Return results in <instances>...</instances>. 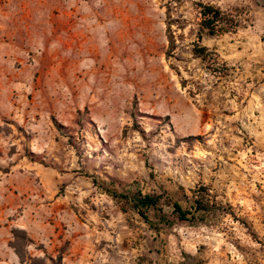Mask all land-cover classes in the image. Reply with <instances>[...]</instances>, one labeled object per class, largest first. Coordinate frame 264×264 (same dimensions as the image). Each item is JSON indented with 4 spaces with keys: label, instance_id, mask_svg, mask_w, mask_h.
Listing matches in <instances>:
<instances>
[{
    "label": "rangeland",
    "instance_id": "1",
    "mask_svg": "<svg viewBox=\"0 0 264 264\" xmlns=\"http://www.w3.org/2000/svg\"><path fill=\"white\" fill-rule=\"evenodd\" d=\"M198 3L264 46V0H0V264H22L14 228L35 237L16 241L24 264H126L125 246L138 264L147 225L111 194L137 189L215 204L159 225L165 258L196 243L211 264H264L262 119L239 111L236 66L195 55ZM95 243L103 258L74 254Z\"/></svg>",
    "mask_w": 264,
    "mask_h": 264
},
{
    "label": "crops",
    "instance_id": "2",
    "mask_svg": "<svg viewBox=\"0 0 264 264\" xmlns=\"http://www.w3.org/2000/svg\"><path fill=\"white\" fill-rule=\"evenodd\" d=\"M254 34L255 32L252 31H239L237 33H223L213 36L205 35L201 44L206 48V52H217L224 58L227 65L236 66L235 70L240 75V79L249 86L247 97L245 96L242 99L243 103L247 101V105L243 106L245 107L243 109L240 108L239 111H250L257 119H262V124L260 123L259 125L258 123V126L264 128V46L262 43L261 45H253L251 42H245L246 38H251L255 36ZM177 194L174 197L175 200H177ZM149 217L153 221L154 226L157 225L158 220L154 217V211H150ZM145 224L147 225L149 237L143 239L137 248L138 257H140L138 264H211L213 262V260L203 258L201 246L196 243H189L188 247L183 246L181 253L176 259L172 255L169 256V254L165 258L164 254L165 252L169 253V250L165 251L163 247L168 248V245L163 246L157 230L146 222ZM27 230L29 232V229ZM29 237L32 240L35 239L31 234H29ZM105 246V248L109 247V245ZM73 247L74 254L80 255V261L83 259L81 256H87L88 254H90V257H95V260L99 257L103 258L107 251L105 248L100 250L97 247V243L90 245L89 252L81 247L78 251H75L77 244H74ZM71 251L69 250V252ZM119 252L122 258L125 257L127 260L126 264H130V247L125 246V249L121 247ZM14 256L16 259L13 260L20 262L19 257L16 254Z\"/></svg>",
    "mask_w": 264,
    "mask_h": 264
},
{
    "label": "trees",
    "instance_id": "3",
    "mask_svg": "<svg viewBox=\"0 0 264 264\" xmlns=\"http://www.w3.org/2000/svg\"><path fill=\"white\" fill-rule=\"evenodd\" d=\"M197 5L199 6L201 15V21L199 24V41H202L205 35L213 36L228 30L223 23L222 13L219 9L211 4L198 3ZM171 50L172 49L170 48L167 52V58L170 57ZM194 53L196 56L202 57L203 59L207 55L206 48L204 47L195 46ZM182 85L184 88L186 87L184 81H182ZM132 187L133 186H128V188ZM111 194L114 197L122 199L124 204L130 206L134 213L142 218L147 224L153 226L157 231L159 230V225L171 227L177 223L205 221L207 215L215 211V204L213 203L209 205L206 203L205 197H198L194 199L190 207H183L181 203L175 201L174 198L169 197L165 193L147 194L137 189L133 193H118V196L115 193ZM166 207L170 209L169 212L166 211ZM150 211H154V217L158 220L157 225L155 226L149 217ZM234 219L236 218L234 217ZM12 234L15 242L11 247L15 250L20 262L24 264L27 262L26 253L16 241L23 242L25 246L34 244V241L28 236L27 232L22 229L14 228ZM62 261L63 257H58V264H62Z\"/></svg>",
    "mask_w": 264,
    "mask_h": 264
},
{
    "label": "bare ground",
    "instance_id": "4",
    "mask_svg": "<svg viewBox=\"0 0 264 264\" xmlns=\"http://www.w3.org/2000/svg\"><path fill=\"white\" fill-rule=\"evenodd\" d=\"M89 22V21H88ZM91 24V23H90ZM86 25V24H85ZM90 38L85 39L86 43H96L97 42V34H89ZM87 45V44H86ZM85 46V45H84ZM88 54V53H87Z\"/></svg>",
    "mask_w": 264,
    "mask_h": 264
}]
</instances>
